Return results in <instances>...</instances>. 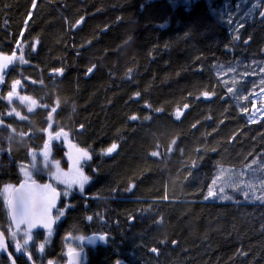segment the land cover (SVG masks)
<instances>
[{
	"label": "trees",
	"instance_id": "1",
	"mask_svg": "<svg viewBox=\"0 0 264 264\" xmlns=\"http://www.w3.org/2000/svg\"><path fill=\"white\" fill-rule=\"evenodd\" d=\"M261 12L264 0H0V53L23 57L0 92L4 217L5 185L64 131L89 155V181L60 196L46 258L63 263L66 237L100 234L83 264H264V113L250 118ZM15 81L35 110L6 104ZM52 160L67 168L61 143ZM221 173L228 183L205 199Z\"/></svg>",
	"mask_w": 264,
	"mask_h": 264
},
{
	"label": "rangeland",
	"instance_id": "2",
	"mask_svg": "<svg viewBox=\"0 0 264 264\" xmlns=\"http://www.w3.org/2000/svg\"><path fill=\"white\" fill-rule=\"evenodd\" d=\"M13 54H2L0 53V63H4L3 60L4 57H12ZM19 55L15 54V59L13 63L19 58ZM11 66V65H10ZM9 66V67H10ZM8 67V68H9ZM6 70V69H5ZM2 73H0L1 75ZM19 84L16 85L14 90H18ZM17 101L26 106V108L29 111H33L38 106L37 102L31 99L30 97H27L26 95H19L16 96ZM264 113V89L257 92L253 97V108L250 115V118L252 120L259 119L261 115ZM52 128V127H51ZM57 133H60L59 136H57ZM55 143H61L62 146L66 150V161H67V168H63L58 162H55L52 160V146ZM47 145V147H46ZM48 153L47 161L45 160V153ZM85 152L77 149L72 142L69 139V136L64 131H52L49 130L47 133V141L45 146L32 154V163L28 166H21L20 170L22 173L23 178L26 180L24 171H22V168L26 169L27 171L31 172V180L33 179V176L36 172L41 173L40 175L46 174V177H50L51 181L57 187L60 189L61 195H65V192H69L70 190L77 188L80 189V180L82 176H85L82 169L81 164L88 160V158H85L83 156ZM89 157V155H88ZM55 162V163H53ZM35 164V169L32 167V165ZM58 164V167L56 166ZM43 173V174H42ZM45 176V175H43ZM228 175H225L224 179V173H221L218 178H216L215 187H220L222 183L229 181ZM89 181V179H88ZM88 181L84 183L83 188L88 184ZM4 197L6 195L9 196L10 193L6 194L3 190ZM64 214L65 211H60ZM58 216V215H57ZM63 215H60L59 218H55V221L61 220ZM33 236V240L29 242V245L27 246V249L33 245H36V249L39 251V245L44 244L46 246V242L48 238L50 237V234H44L41 237L38 235L35 237ZM79 238L74 239H67V251L73 248L74 244L78 241ZM15 241H19L20 244H23L24 241V231H20L16 237ZM45 241V242H44ZM48 245V244H47ZM44 246V249H45ZM43 249V250H44Z\"/></svg>",
	"mask_w": 264,
	"mask_h": 264
},
{
	"label": "snow or ice",
	"instance_id": "3",
	"mask_svg": "<svg viewBox=\"0 0 264 264\" xmlns=\"http://www.w3.org/2000/svg\"><path fill=\"white\" fill-rule=\"evenodd\" d=\"M250 12H251V10H250ZM260 15L264 16V12H261ZM14 59H15V53H13L12 57H4L3 60L5 62L0 63V73H2L10 65H12ZM20 60L23 62L22 56L20 57ZM88 71L91 72L92 69H88ZM2 81H3V75H0V82H2ZM19 83H20L19 81H15L13 83V89H15L16 85H18ZM229 91H231V89H229ZM12 95H13V93L10 92L9 97H11ZM204 95L207 96L209 94L204 93ZM29 110H31V109H29ZM133 119H135V117H133ZM59 135H60V133H57V136H59ZM46 147H47V145H46ZM115 148H116V145L113 144L109 149H107V152H112L115 150ZM152 155H156V153H152ZM47 156H48V153L46 152L45 153V160L46 161H47ZM83 156L85 158H90V157H88V154L86 152L83 154ZM53 163H55V162H53ZM56 166L58 167V164ZM32 167L35 169V164H33ZM22 171H24V174L26 177V182L21 184L20 188H18V189L13 188L12 185H5L4 192L6 194L14 193V195H11V196L6 195L5 196V201H6L7 206H8V215H9V219H10L11 224H14L16 229H18V230L20 229L22 224L27 225V227L24 230L23 244H20L19 242H17L15 245V249L17 252H21V254H25L26 250H27V246L29 245V242L33 240L32 229L36 228L39 225V226H42L43 228L47 229L49 231V234H51L53 219L50 216H47V212L53 206L51 200H54V197L58 194L55 192V189L51 188V185L36 186V188L42 192H45V193L50 192L51 193V200H49V197H47V196L45 197V199L47 201H49L47 203V207L45 208V215L43 217L36 218L34 215V212H33V203L34 202L31 201L29 199V197H27L23 191V189L26 186L30 187V185L27 184V181L31 180V172L27 171L24 168H22ZM88 179L89 178L86 176L81 177V180L79 182L81 191L83 190L84 183L87 182ZM34 183L35 182L33 181L32 184L34 185ZM215 183H216V181L214 180L213 186L209 187L208 194L205 197V199H208L210 197L211 198L217 197L218 193L214 190ZM231 186L234 188H239V185L233 184ZM220 191L223 192L224 189L221 188ZM64 194L68 195V192H65ZM244 196L247 198L248 193L245 192ZM220 198L221 199H231L232 197L227 196V195H223V196H220ZM255 199L264 201V196L255 197ZM60 215H63V213L59 212L58 216L56 218L58 219ZM16 235H17V233L15 231L11 232V236L13 239H15ZM81 239H83V238H81ZM98 239L103 241V240H105V237L100 236V237H98ZM90 242H95V241L93 239V240H90ZM44 246H45L44 244H40L39 245V251L42 252L44 249ZM4 249H5V243H4L2 233H0V250H4ZM152 251L155 252L156 249L153 248ZM27 258L29 260H31L30 255H28ZM13 264H14V262H13ZM49 264H52V262L50 261Z\"/></svg>",
	"mask_w": 264,
	"mask_h": 264
},
{
	"label": "flooded vegetation",
	"instance_id": "4",
	"mask_svg": "<svg viewBox=\"0 0 264 264\" xmlns=\"http://www.w3.org/2000/svg\"><path fill=\"white\" fill-rule=\"evenodd\" d=\"M9 68H7L6 70H4L2 72L1 75H3V81L0 82V92H1V88H3L4 86V82H5V79H6V73H7V70ZM20 87L18 88V90H14L13 89V86L11 88V90L9 91H6V95H5V102L7 105H14L16 103H18V99L16 96H19L23 93H21L20 91ZM13 93V95L11 97H9V93ZM24 95V94H23ZM52 150V149H51ZM41 174V173H40ZM43 174V173H42ZM45 175V176H43ZM42 176L46 178V181H51L50 177H46V174H43ZM34 181V180H33ZM37 181V180H35ZM14 187V186H13ZM57 188V187H56ZM4 190V189H3ZM3 190H2V194H3ZM60 190V189H59ZM4 196V194H3ZM60 196H61V192H60ZM4 200H5V197H4ZM4 206L6 207V201L4 202ZM6 210H7V207H6ZM57 210V209H56ZM55 210V211H56ZM54 211V212H55ZM6 218L4 217L3 213L0 211V233H2L4 239H5V242H6V247L4 250H0V264L4 262L5 264H21L20 263V259H27L29 261V259L27 258V255H29L27 252L25 254H21V252H17L16 249H15V245L17 242L19 241H15V239L12 238L11 236V232L12 231H15L13 229V227L11 226V222H10V219H9V215H8V210H7V214H6ZM57 223V221H56ZM56 225V224H55ZM55 228V227H54ZM25 229L24 228H20L19 230H16L15 232L18 234L20 231H24ZM54 230V229H53ZM51 230V232L53 231ZM38 232H43V235L44 234H49V231H37V232H34L32 233V235L38 233ZM35 237L37 235H34ZM39 236V235H38ZM85 236H88V235H85ZM41 237V236H39ZM84 237V236H82ZM82 237H66V241L67 239H74V238H79L78 241L74 244L73 248H71L70 250L67 251V243L65 244L64 246V253H63V257H65L64 259V262L63 263H59L58 261L56 260H53V259H48L46 258V254H45V251H46V247H48L50 245V241L52 239V235L50 234V237L48 238L47 242H46V246H45V249L41 252V251H38L37 250V253H38V256H37V259L39 260V264H49V262L51 261L52 264H66V259H67V254L69 252H73V251H82V262L81 264L84 263V260H85V256H86V253L89 249H93V248H97V247H102V246H105L106 243H107V236H106V241H105V245H96V246H92V247H87V246H81L80 245V241H81V238ZM45 242V241H44ZM48 244V245H47ZM20 257V258H18ZM32 261V260H31ZM30 262V261H29ZM3 263V264H4ZM30 264H34L33 261L32 263L30 262Z\"/></svg>",
	"mask_w": 264,
	"mask_h": 264
},
{
	"label": "water",
	"instance_id": "5",
	"mask_svg": "<svg viewBox=\"0 0 264 264\" xmlns=\"http://www.w3.org/2000/svg\"><path fill=\"white\" fill-rule=\"evenodd\" d=\"M83 22V19L79 20V22L76 24L75 28H79L81 26ZM106 31V30H104ZM92 69L91 72L87 71V75L86 77L88 78L95 70V67H92L90 68ZM52 75L55 74V72H51ZM53 125V116L52 114L49 115V127L51 128V126ZM81 130V129H79ZM26 180H22L20 181L14 188L18 189L20 188L21 184L25 183ZM33 181H27V184L30 185L29 186H26L23 191L25 193V195L27 197H29V199L31 201H33V212H34V215L36 218H40V217H43L45 215V208L47 207V203L49 201H47L45 199V197H49V200H51V193H45V192H42L40 191L39 189L36 188V186H43V185H51V188L52 189H55V192L58 194L54 197V200H51L53 206L48 210L47 212V216H50L52 219H53V224H52V230L54 229L55 227V224H56V221H55V218H54V211L57 209L58 207V204L60 202V191L55 188V186L53 185V183L51 181H47V182H39V181H34V185L32 184ZM11 195H14V193H10L9 196ZM6 207H7V210H8V206H7V203H6ZM11 226L13 227V229L16 231L18 229H16L15 225L14 224H11ZM27 225L26 224H22L20 228H26ZM37 231H48L47 229L43 228L42 226H37L36 228L32 229V233L34 232H37ZM100 236H104L105 237V240H100L98 239V237ZM83 239H81L80 241V245L83 247V246H87V247H92V246H96V245H105V241H106V235H100V234H91V235H88V236H84L82 237ZM4 239V237H3ZM95 242H90V240H93ZM4 243H5V247H6V242H5V239H4ZM28 257V255H27ZM66 264H81L82 262V251H73V252H69L67 254V259H66ZM31 263L32 261L29 260ZM117 264H126L124 262H118Z\"/></svg>",
	"mask_w": 264,
	"mask_h": 264
}]
</instances>
